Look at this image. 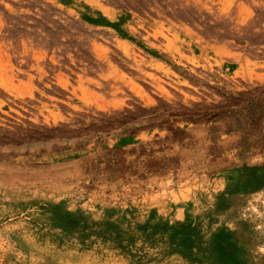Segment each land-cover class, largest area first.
Instances as JSON below:
<instances>
[{"label":"rangeland","instance_id":"obj_1","mask_svg":"<svg viewBox=\"0 0 264 264\" xmlns=\"http://www.w3.org/2000/svg\"><path fill=\"white\" fill-rule=\"evenodd\" d=\"M0 264H264V0H0Z\"/></svg>","mask_w":264,"mask_h":264},{"label":"bare ground","instance_id":"obj_2","mask_svg":"<svg viewBox=\"0 0 264 264\" xmlns=\"http://www.w3.org/2000/svg\"><path fill=\"white\" fill-rule=\"evenodd\" d=\"M19 89H20V88H19ZM21 89H22V88H21ZM86 90H87V89H83V91H84V94H86V93H87V92H86ZM21 92H22V91H21ZM87 94H88V93H87ZM99 98H100V97H99Z\"/></svg>","mask_w":264,"mask_h":264}]
</instances>
